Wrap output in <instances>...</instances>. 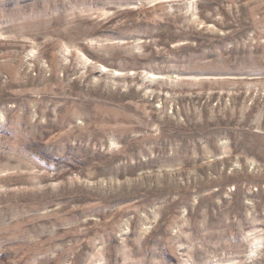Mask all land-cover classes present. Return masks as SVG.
<instances>
[{
	"label": "rangeland",
	"instance_id": "obj_1",
	"mask_svg": "<svg viewBox=\"0 0 264 264\" xmlns=\"http://www.w3.org/2000/svg\"><path fill=\"white\" fill-rule=\"evenodd\" d=\"M0 264H264V0H0Z\"/></svg>",
	"mask_w": 264,
	"mask_h": 264
},
{
	"label": "trees",
	"instance_id": "obj_2",
	"mask_svg": "<svg viewBox=\"0 0 264 264\" xmlns=\"http://www.w3.org/2000/svg\"><path fill=\"white\" fill-rule=\"evenodd\" d=\"M32 148H34V147H32ZM33 150V149H32ZM34 151V150H33Z\"/></svg>",
	"mask_w": 264,
	"mask_h": 264
}]
</instances>
